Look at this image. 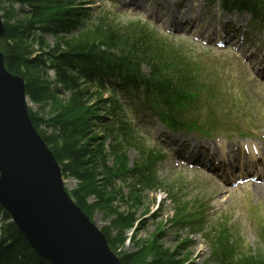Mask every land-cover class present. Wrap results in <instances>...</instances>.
I'll list each match as a JSON object with an SVG mask.
<instances>
[{"label":"trees","instance_id":"16d2710c","mask_svg":"<svg viewBox=\"0 0 264 264\" xmlns=\"http://www.w3.org/2000/svg\"><path fill=\"white\" fill-rule=\"evenodd\" d=\"M20 3H28L31 5L41 6L43 12L34 7L32 16L21 20L11 26H8L7 35L11 43H5L3 51L6 55V61L9 70L15 74L28 76L32 73L36 66V62L41 59L33 58L35 52L31 49L32 42H36L32 35L35 32L34 24H41L44 32L50 31L49 22H53V16H58L62 25L67 27L82 11L79 7L67 5L63 0H11ZM227 8H235L239 11H248L255 19L264 18V0H224ZM47 11H50L47 13ZM46 14L51 18H42ZM150 38L157 42L149 33L138 32L136 37L123 36L119 40L114 34H106L103 37L95 38L93 36H84L78 39H58L56 45L43 55L53 58V67L57 69L59 77L56 83L72 90V97L68 103L59 108L60 110L50 116V118L39 117L35 114L31 115L36 128L40 131L46 143L51 147L56 159L60 162L63 173L74 176L83 183L91 181L96 188L100 186L102 189L101 198L110 196L107 202H112L113 195L117 196L118 192L113 188L107 192L106 187L114 185L113 181L119 175H125L135 180L143 187H151L152 171L155 166L156 155L151 151L141 150V158L135 163L133 168H117L106 164V148L97 137H87L90 121L96 116V111L101 107L100 103L90 106L87 102L94 94L89 87H83L80 82L79 75H72L66 71L68 64H73L76 59V68L86 71L88 68L99 71V64H105L107 68L118 70L124 73L128 81L133 85L132 90L137 92L136 99L142 101L147 98V103L142 102L153 113L165 122L173 123L178 119L179 115L183 116L185 111L186 117H191L188 122H195V115H201L200 105L207 102L204 97V88L196 77L189 73L191 69L181 63V59L173 60L167 56L161 49V46L150 44L143 38ZM149 38V39H150ZM29 39L28 43L26 41ZM40 43L43 38L38 37ZM141 39V40H140ZM151 40V41H152ZM114 49H119L123 54L118 55ZM151 49V50H150ZM152 54V57L150 55ZM148 56L152 68L150 76L142 72L141 64ZM38 60V61H37ZM169 66V68L165 67ZM165 67V68H164ZM51 84V83H49ZM48 86H37L36 84H28V93L36 98L46 100L48 97ZM130 90L129 92H132ZM152 99V100H151ZM116 104H110V110L114 114L109 121V128H112L110 135H114L115 140L121 141L117 144L132 142L130 140L131 131L126 123L123 122L121 113L116 110ZM188 108V110H187ZM115 109V110H114ZM46 126L52 128L56 134L48 135L41 127ZM106 128H108L106 126ZM83 142V143H82ZM133 190H137L133 187ZM73 196L81 205L83 210L90 217L87 209L88 204L84 193L75 190ZM113 196V197H112ZM101 200V199H100ZM120 203L123 200L117 199ZM127 204H130L128 202ZM122 205V204H120ZM119 208V206H117ZM117 208V209H118ZM116 209V210H117ZM2 208L0 206V216ZM119 219L117 223L121 225L119 232L115 237L122 236L123 228L132 226L135 221V212L118 213ZM110 237V235L107 233ZM140 254L134 257V261H130V256L122 258V264H135L139 261L141 264H149L146 258L150 255L146 251L149 244H143ZM157 242L150 246V251H156L158 256L152 264H184L185 259L176 257L174 252L170 250H160L156 247ZM114 247V245H113ZM115 248V247H114ZM233 248V247H232ZM145 253V254H144ZM217 261L221 264H231V249L229 245L219 246L215 252ZM0 264H48L34 253L28 243L17 231L15 225L11 222L3 224L0 230ZM237 264H264V262L254 261L252 257L246 256Z\"/></svg>","mask_w":264,"mask_h":264},{"label":"rangeland","instance_id":"374dc122","mask_svg":"<svg viewBox=\"0 0 264 264\" xmlns=\"http://www.w3.org/2000/svg\"><path fill=\"white\" fill-rule=\"evenodd\" d=\"M0 6L3 7V3ZM80 1V0H77ZM93 6V15L88 21L90 26H94L98 23L100 19H103L107 23H112L118 25L120 23L130 24L131 19H141L139 21H149L147 16L150 7L154 3L149 0L147 3H143L141 6H132L128 9L129 0H123V3L119 0L111 1L109 3H102L100 0H89ZM115 1V2H114ZM158 1V0H157ZM163 3H166L171 7L172 2L176 6L174 0H162ZM115 4V5H113ZM207 6V2L202 0H185L184 6L182 8V13H179L177 20L179 23L175 25L177 28L184 26V22L192 21L193 18H196L203 28L200 29L197 33V29L194 32L190 33L187 30H171L163 22L153 25V29H158L163 34L170 35L171 42H175L177 46H185L186 49L196 56L197 59L201 61L199 65L200 70L208 69L215 82L211 85L212 91L218 92V95L221 100L236 99L238 96L243 98L244 95L252 96L253 98L260 99L264 101V77L259 76L258 69L250 63V61H244V55L241 52H237L232 48L226 47L225 49H218L216 44L212 45L205 44L201 40H196V36H200L206 30L204 28L215 27V24L220 20L227 22L229 17H232L231 21H241L240 23H248L250 19V14L248 12L244 13H227L221 12L220 16H224L223 19L217 18L214 19V15L211 17H205V15L200 16L199 10L201 13H204V10L200 8L202 5ZM217 4V3H215ZM110 9V13L118 15L120 19L113 18L111 15L99 14L101 8ZM216 7V6H214ZM126 8L125 12L118 11ZM3 9V8H2ZM217 9H214L212 12L215 14ZM232 14V15H231ZM207 21V24H205ZM193 22V21H192ZM237 23V22H236ZM134 24V23H133ZM264 37V35H263ZM48 43H54L52 36H47L46 38ZM256 48H259L262 53H264V38L261 42H256ZM229 49V50H226ZM233 51V52H232ZM237 57L243 59V63L246 64L249 73L252 75L250 78L247 76L244 68L240 64L241 62L237 60ZM249 62V64H247ZM33 74L26 76L27 85L36 84L37 86H47L45 83V75L37 73V71L32 70ZM240 83L237 91H235L234 84ZM210 86V87H211ZM48 97L47 101L42 99H31V104L33 105L34 110L37 112V116L50 118V116L56 114L62 106L68 102L67 94L55 93L48 88ZM233 95V96H231ZM34 98V97H33ZM93 100V99H92ZM96 101V100H95ZM92 103V101H90ZM264 105V102H263ZM228 114V112H225ZM103 123V121H102ZM101 123L96 124L94 127H89L87 137L95 135L104 136L102 132ZM157 126H144L140 127V131L137 136L136 143L139 140H144L146 145L151 147L155 146L156 143L160 142L159 133L161 132V127ZM46 128L48 135L56 134L54 129ZM180 137H169V140L176 141ZM189 137H185L184 140L189 141ZM239 141L237 138H233L231 142ZM83 143V142H82ZM129 164L131 165L137 157V150L132 148L127 153ZM177 159L174 158H165L157 164L158 180L162 182L163 185H174L175 191L182 195L184 199L189 200L191 198H196L199 202L208 204V219L211 225L216 226L217 221L227 222L229 226L232 227L234 234L239 240L241 247L243 249L260 247L259 243V232L258 227L260 224L264 223V194L259 195L256 192L253 184H246L243 187L233 190L226 191L220 189L215 182L209 181L206 178V175L201 172L187 170L182 166H177ZM69 174L66 175V178ZM67 186L70 191L71 189H77L85 194L86 201L88 204V211L90 217L93 221L99 226L100 229H105V231L110 235L111 242L114 247L120 251L122 254L128 253L130 255V261H134V257L140 254V249L143 240L155 238L160 240V243L156 245L160 250L169 248L171 250L177 249L180 255H186L185 259L188 258L187 264H215L213 262H208L210 257V248L206 242V239L201 234H190L189 229L179 230L176 226L172 225L171 218L175 212L173 202L168 199L163 190L157 191H146L142 198L140 199V207L137 210L130 209L127 204V194L128 188L124 187L120 182L117 184L116 189L118 191V197L123 199L124 202L122 206L117 201L115 195L114 198H111L112 202H107L110 199V196L101 198L103 194L101 187H94L91 181L83 183L81 180L74 178V176H69L68 180L66 179ZM107 192L111 191L106 187ZM264 192V190H263ZM112 196V197H113ZM101 199V200H100ZM119 206V209H117ZM117 209V210H116ZM135 212L137 217H141V224L136 228V224H133L129 230H124L122 236L115 237L113 233L118 232L120 224L117 223L119 219L118 213H127ZM135 226V227H134ZM116 228V229H115ZM158 229V234L152 235ZM189 239V242L182 243L183 239ZM144 246V245H143ZM190 255H189V253ZM239 253H243L240 249ZM154 255V252L152 253ZM190 257V258H189ZM194 263H191V262ZM135 264H141L138 260L135 261Z\"/></svg>","mask_w":264,"mask_h":264},{"label":"water","instance_id":"95a60500","mask_svg":"<svg viewBox=\"0 0 264 264\" xmlns=\"http://www.w3.org/2000/svg\"><path fill=\"white\" fill-rule=\"evenodd\" d=\"M0 201L25 239L54 264H121L65 189L61 166L31 120L24 80L9 72L1 51Z\"/></svg>","mask_w":264,"mask_h":264},{"label":"bare ground","instance_id":"6f19581e","mask_svg":"<svg viewBox=\"0 0 264 264\" xmlns=\"http://www.w3.org/2000/svg\"><path fill=\"white\" fill-rule=\"evenodd\" d=\"M131 3L139 5V4H141V1L140 0H131ZM192 142H193V144H195V147H201V146H203V144H201L200 141H197L198 143H196L195 138L192 139ZM208 145H206V146H208ZM256 189L262 191V189H258V188H256Z\"/></svg>","mask_w":264,"mask_h":264}]
</instances>
